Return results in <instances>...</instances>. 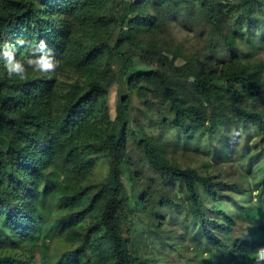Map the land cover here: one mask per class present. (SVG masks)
<instances>
[{
  "label": "trees",
  "instance_id": "1",
  "mask_svg": "<svg viewBox=\"0 0 264 264\" xmlns=\"http://www.w3.org/2000/svg\"><path fill=\"white\" fill-rule=\"evenodd\" d=\"M249 10L264 15V0H0V264H41L34 256L1 254L35 239L43 264H154L160 250L145 232H160L165 215L157 209L167 207L184 211L185 228L196 231L216 264H264L257 259L264 248V172L247 153L248 141L264 149V67L252 52L264 45V34L244 18ZM173 17L200 20L224 46L207 47L196 69L179 64L157 44ZM10 57L24 64L26 79L9 76ZM41 57L58 63L45 74L51 78L29 63ZM136 57L142 70L130 74ZM118 79L155 112L161 141L142 136L144 130L131 133L127 95L111 120L107 95ZM228 127L239 141L246 137L236 160L249 164L239 167L237 180L220 179L208 162L201 170L166 158L169 146L210 151ZM130 139L185 201L148 187L129 204L121 175L141 174ZM96 160L107 168L101 181L93 179ZM243 191L258 195L256 203L241 201ZM242 222L256 226L253 237L231 239Z\"/></svg>",
  "mask_w": 264,
  "mask_h": 264
},
{
  "label": "rangeland",
  "instance_id": "2",
  "mask_svg": "<svg viewBox=\"0 0 264 264\" xmlns=\"http://www.w3.org/2000/svg\"><path fill=\"white\" fill-rule=\"evenodd\" d=\"M142 3L143 1L139 5ZM251 17L254 21L253 25H255L257 29H260L262 34H264V15L257 16L252 10L244 13V18ZM241 18L242 14L240 12L238 17L233 19L238 20ZM166 26L167 30L157 39V44L165 55L175 58L179 64H185L189 61L192 67L196 69L200 66L201 60L203 61L204 58H208L209 54L206 50L207 47H212L216 44V42L224 46V43L221 40L214 38L209 31L203 27L200 20H196L194 22L189 18L183 19L181 17H173L169 20ZM117 35L118 29L115 27L111 35V42L116 40ZM261 46L262 47L253 49L252 52L257 58V61L264 67V45ZM223 49L225 50L227 48L224 47ZM222 60L226 65L231 62V59L226 56L222 57ZM135 61V69L132 70L130 74H136L142 70L143 66L137 57L135 58ZM127 76L126 79L128 78ZM123 95H127L131 102L129 110V129L131 133L135 135L141 133L139 130L142 132L144 130L145 135L142 136L161 141L165 135H161L158 132V127L154 125V120H156L155 112H146L140 98L129 90L125 81L119 79L112 84L107 95V105L109 107L111 120L113 121L115 119L120 97ZM262 107L264 108V106L261 105V108ZM168 112L167 107L164 109V114L167 117L170 116ZM239 134L240 133H238V135ZM245 138L246 137L241 134V139L239 141L235 130L228 127L223 130L219 139H217L210 151L193 154V152L189 151L182 152L180 149L173 151L171 150V146L166 148L164 151L166 152V158H168L170 163L178 165L179 167H198L202 170L201 163L208 162L212 165L211 170L220 179L227 178L231 181H235L238 179L237 172L240 170L239 167L243 164H249V161L239 164V160H236L241 151V147L239 146L243 141H245ZM254 141L247 142V153L250 154V157L252 156L251 158L255 168L259 170V172L263 173L264 149L257 150L254 148ZM133 143L132 139H130L127 143L129 151H132L129 156L131 158V162L137 164L142 175L139 173L140 176L138 175L132 179L128 170H124L121 175V181L127 191L129 204H133L135 202L138 191H147L148 187L153 189V191L160 190V194L163 193L164 196H170L172 200L185 201V194L179 190L174 180L162 178L157 172L150 168L149 165L144 162L140 155V151L136 149ZM97 161L98 160H96V162ZM97 165L98 166L94 170L93 179L94 181H101L107 172V168L100 162H97ZM247 182V179L243 180L244 185ZM160 194L155 193L152 198L154 203L159 202ZM257 197L258 195L255 193L251 194L248 191L240 193V200L246 201V204L247 202H250L249 204L256 203L254 198L257 199ZM157 210L160 214L165 215V221L163 220L161 222L160 232L154 227H148L145 232V234H151V237H153L156 241L160 250V252L156 255L157 261H155L156 263L154 264H216L215 257L211 256V254L207 251L208 248L200 242V237L197 235L196 231L193 230L192 227L185 228V226H187V222L183 219V210H178L175 207H167ZM171 216L174 217L171 218ZM255 231L256 226L242 222L234 230L230 238H251L253 237ZM166 244H170L171 247H167ZM14 245L15 246L5 247L1 254H12L13 256L20 257L34 256L37 262L39 261L41 264L44 263L46 258L45 251L40 240H21L19 243H14ZM142 245H144V243ZM210 259L212 260L209 262Z\"/></svg>",
  "mask_w": 264,
  "mask_h": 264
},
{
  "label": "clouds",
  "instance_id": "3",
  "mask_svg": "<svg viewBox=\"0 0 264 264\" xmlns=\"http://www.w3.org/2000/svg\"><path fill=\"white\" fill-rule=\"evenodd\" d=\"M19 43H23L20 41ZM44 46L43 41L41 42V47ZM30 64H34V70L38 71L42 74H46L51 72L54 68L58 66V63H53L49 58L47 57H41L38 60L35 61H29ZM6 67L8 69L9 76L16 75L21 80H24L27 78V71L24 67V64L20 61H16L14 57H10L9 61L6 63ZM47 78H51V76L45 75ZM257 259L258 261H264V248L260 249L257 253Z\"/></svg>",
  "mask_w": 264,
  "mask_h": 264
}]
</instances>
